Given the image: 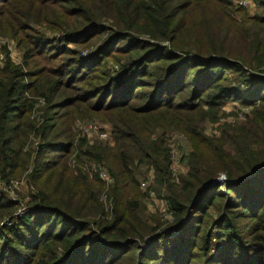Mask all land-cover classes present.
I'll use <instances>...</instances> for the list:
<instances>
[{
  "label": "trees",
  "instance_id": "obj_1",
  "mask_svg": "<svg viewBox=\"0 0 264 264\" xmlns=\"http://www.w3.org/2000/svg\"><path fill=\"white\" fill-rule=\"evenodd\" d=\"M52 2L64 26L51 50L73 57L70 46L94 49L43 72L1 63L0 182L24 170L36 193L20 216L0 194V264H264V4ZM60 67L77 75L82 95L54 104ZM77 104L111 125L107 147L86 136L74 147L51 142L54 133L69 139L55 111ZM202 123L218 127L207 136ZM176 133L191 149L173 184L165 137ZM88 163L110 168L111 183L89 177ZM141 165L166 191L169 220L144 209L152 186L134 195Z\"/></svg>",
  "mask_w": 264,
  "mask_h": 264
},
{
  "label": "rangeland",
  "instance_id": "obj_2",
  "mask_svg": "<svg viewBox=\"0 0 264 264\" xmlns=\"http://www.w3.org/2000/svg\"><path fill=\"white\" fill-rule=\"evenodd\" d=\"M52 1L53 0H38L37 5H35L34 0H8L0 4V67L4 60H9L10 63L19 66V69L23 73H28L34 70L43 72L49 69L55 70L59 64L62 66V63H64L62 62V59H75L78 53L79 55L84 56L92 52L94 46H88L87 48L73 46L68 47L71 51L76 53V56L73 57L72 55L60 56L58 53L51 50V48L61 47V45H55L56 43L53 41L57 38V35H59V31L57 29H61L62 26H64L60 23V20H58V18H60L61 9H57V6L60 5H54ZM237 2L238 0H232L233 8L243 9L238 6ZM28 6L33 8L34 11L28 9ZM13 11L14 16L12 14ZM22 11L23 13H20ZM24 15L30 16L31 19L25 20L23 17ZM19 24H21V26H18ZM34 38H38L39 40L41 39L40 43L35 44ZM100 42L101 41L97 42L96 47L100 45ZM48 55L57 57L55 60L49 61L47 58L50 56ZM60 68L59 72L61 73H59L60 75L58 76L59 84L63 86V89L66 91L64 93V90L60 89L61 91L54 98V104H58L61 99L64 101V98L66 97L67 99H72V97L78 98L82 95L81 84L76 82L78 78L77 75H75V79H70L71 75L64 71V67ZM32 80L33 79H29L28 81ZM77 105L78 106L74 105L71 108H64L59 111H55L56 117L59 116V119H57L56 122L60 125V130L65 132V134L69 136V139L59 137L57 133H54L55 137L50 139L52 143H65L67 145H73L74 147L76 141L82 139L80 129L84 125L103 127L104 129H107L109 133L111 132V125L103 119V115H100L101 117L99 115H91L86 107H81V104ZM231 107L232 106L225 107L226 115H231V113L234 112ZM65 113H68L73 117L74 120L72 125L68 122ZM240 113L239 118L242 117V114ZM40 115V112L36 111L32 113L30 118L39 119ZM222 119L225 118L222 116ZM235 120L236 118L231 116L226 118L227 122H233ZM201 126L204 128V133L209 136L214 133L218 124L202 123ZM165 138L167 139V146L170 149V178L173 179V184H177L179 176L184 175L187 171L183 158L184 156H188L191 144L183 133H176L174 136L168 135V137ZM85 139L89 146L107 147V142H104V140H101L95 135ZM37 144V140L27 142L23 149V153L28 151L32 152ZM51 156L53 159L54 156L57 155ZM73 157L74 155L69 159L70 165L74 162ZM83 166L86 167L83 171L88 173L89 177L96 176L95 171L97 168L102 169L107 173L111 170L110 168H107L105 164L98 165L95 163H88L83 164ZM137 172L139 174V184H141L142 182L144 183L145 179L150 176L152 171L146 166L141 165L137 167ZM13 173L14 174L12 175L10 174L8 183H5L4 181L0 182V194L9 201L15 202L18 205L15 210L16 213L20 208L25 207V205L29 203L30 198L36 193V191L28 182L27 171L16 170V172ZM152 175L153 183L154 173ZM152 183L148 184V187L152 186V190H150V192H152L153 195L149 192L148 196L144 197V200L141 203L144 205V209L147 213L157 214L160 218L162 217V221L169 220L166 212V202L164 200L166 191L159 186L157 181H155V184L153 185ZM138 190L139 191L134 192V195H139L140 186ZM143 191L144 190L142 189V192ZM100 201L103 203L101 198ZM5 222H8V220L5 219L2 222L3 226Z\"/></svg>",
  "mask_w": 264,
  "mask_h": 264
},
{
  "label": "built area",
  "instance_id": "obj_3",
  "mask_svg": "<svg viewBox=\"0 0 264 264\" xmlns=\"http://www.w3.org/2000/svg\"><path fill=\"white\" fill-rule=\"evenodd\" d=\"M261 3L264 4V0H259ZM238 6L245 9V10H251L252 9V3L250 2V0H238L237 2ZM80 133L82 136H86V137H90L92 135H95L96 137H99L101 140H104V142L108 141V131L107 129H104L103 127H97L94 125H84L81 127L80 129ZM108 137V138H107ZM95 174L97 175L98 179H100L105 186H108L111 183V178L110 176L107 174V172H105L102 169H96ZM153 172L150 173V176L145 179L144 183L142 182L140 184V188L145 190L148 188V184L152 183L153 181ZM148 180V181H147ZM224 177L221 176L218 179V183L222 184L224 182ZM149 182V183H148ZM151 195H153L152 192H150ZM25 212V208L22 207L18 210V212L15 213V216H20L21 214H23Z\"/></svg>",
  "mask_w": 264,
  "mask_h": 264
}]
</instances>
